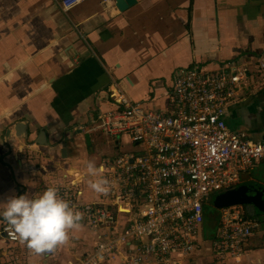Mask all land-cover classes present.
I'll use <instances>...</instances> for the list:
<instances>
[{"label":"crops","instance_id":"crops-1","mask_svg":"<svg viewBox=\"0 0 264 264\" xmlns=\"http://www.w3.org/2000/svg\"><path fill=\"white\" fill-rule=\"evenodd\" d=\"M63 1L0 0V202L12 195L36 198L48 187L61 189L75 181L68 173L77 170L85 176L83 189L77 187L80 202L112 208L108 194L104 201L102 194L88 188L93 177L88 178L80 160L83 140L87 144L89 135L91 144L94 130L86 129L82 137L77 127L97 109H110L116 88L163 116L177 112L174 81L181 71L220 76L236 67L247 80L253 76L263 81L256 90L241 95L232 111L249 105L254 95L264 91V69L258 64L264 56V0H88L68 12ZM257 67L259 71H254ZM230 114L228 126L233 125ZM19 121L28 123L29 145L35 144L33 154L41 155L37 161L27 157L26 148L14 156L4 142L7 131ZM234 125L236 132H245L251 140L264 138V130L252 135ZM41 132L46 138H40ZM38 140L47 146H38ZM7 141L18 139L11 135ZM100 165L107 169L111 163ZM255 176L243 175L239 185L264 186ZM142 206L141 200L134 199L120 211L112 209L115 226H105L98 234L83 224L70 232L69 242L52 258L9 243L3 234L6 223L0 222V264H82L99 242L119 236ZM240 207L246 219L259 223L245 244L242 260H216L217 234L205 235V208L196 252L185 264H264L262 216ZM136 254L133 251L128 257ZM121 257L126 260L125 254Z\"/></svg>","mask_w":264,"mask_h":264},{"label":"built area","instance_id":"built-area-1","mask_svg":"<svg viewBox=\"0 0 264 264\" xmlns=\"http://www.w3.org/2000/svg\"><path fill=\"white\" fill-rule=\"evenodd\" d=\"M87 1L64 0L62 7L68 12ZM258 64L264 69V56ZM247 79L236 67L220 76L181 71L174 81L178 107L173 116L148 109L116 88L111 108L97 109L86 124L77 127L83 133L88 126L99 125L107 137L126 136L140 150L104 168L112 208L81 203L78 186L72 187L71 182L58 189L83 214L82 225L89 224L98 234L105 226H115L112 209L120 211L134 199L143 203L122 233L99 242L82 264H185L194 256L212 198L233 190L243 175H258L264 167V138L255 141L243 131L232 132L227 122V111L238 103V92ZM25 148L32 150L36 145ZM258 228V222L246 219L242 207L220 209L213 244L216 260L239 263L246 254V242ZM3 234L9 243L21 244L7 224ZM133 251L137 254L128 257ZM56 252L44 255L52 258Z\"/></svg>","mask_w":264,"mask_h":264},{"label":"clouds","instance_id":"clouds-1","mask_svg":"<svg viewBox=\"0 0 264 264\" xmlns=\"http://www.w3.org/2000/svg\"><path fill=\"white\" fill-rule=\"evenodd\" d=\"M93 179L88 188L97 194L107 195L109 180L104 168L93 160L85 165ZM83 214L63 199L55 187H48L36 198L12 195L0 202V222L6 223L22 245L30 252L44 255L55 252L70 240V232L82 227Z\"/></svg>","mask_w":264,"mask_h":264},{"label":"water","instance_id":"water-1","mask_svg":"<svg viewBox=\"0 0 264 264\" xmlns=\"http://www.w3.org/2000/svg\"><path fill=\"white\" fill-rule=\"evenodd\" d=\"M252 99V98H251ZM254 101L242 108L235 109L231 112L230 124L241 125L242 130H247L254 135L264 130V91L254 95ZM82 134V132H78ZM11 135H15L18 141L16 143L7 141ZM40 138H46V134L41 132ZM85 139L90 144L89 135ZM30 132L26 121H19L12 125L5 135L4 142L13 150L14 156L23 153L24 147L29 146ZM38 146H47V143L40 140L36 141ZM72 187L77 185L72 181ZM214 206L222 209L235 206H253L264 213V186L257 183H243L231 191L219 193L212 198Z\"/></svg>","mask_w":264,"mask_h":264},{"label":"rangeland","instance_id":"rangeland-1","mask_svg":"<svg viewBox=\"0 0 264 264\" xmlns=\"http://www.w3.org/2000/svg\"><path fill=\"white\" fill-rule=\"evenodd\" d=\"M11 56V54H10ZM259 67L255 69L254 71H259ZM264 71V70H262ZM256 78L251 76L250 80L243 81L241 86H242V91L238 92V96L241 95H246L249 93L251 90H256L259 88V85L263 81H255ZM237 125H230L229 128L231 131L236 132L237 131ZM90 130H94L92 134V143L91 144H86L85 141L83 140V157H81L82 164L85 166L86 162L88 160H93L97 167L100 166H106L112 162H114L117 158H119L122 155L125 154H132V153H140L139 148L133 144L130 139H128L126 136H121L119 139L117 138H110L107 137L103 132L100 130L99 125L93 126V127H87V132ZM86 132V131H85ZM82 137L85 135V133H82ZM81 137V138H82ZM255 140L259 137L254 136ZM83 139V138H82ZM34 150H28V156L31 157L33 160L37 161L41 157V155L33 154ZM27 160L26 158H23V161L25 162ZM62 164V162H60ZM64 168V166H62ZM34 169L36 172H41L40 167H38L37 164L34 165ZM60 173H63V169L59 170ZM256 180L258 182L264 183V167L260 168V173L255 176ZM59 180H61L58 177ZM109 195V193H108ZM107 195H103L104 201H107ZM214 202L212 201L210 205L206 207V223H205V235L213 237L216 232V227L217 223L220 217V210L219 208L213 207ZM247 211L254 212L256 215L259 217L261 216V212L257 209H254L253 207L246 206ZM261 222L263 223V228L261 229L260 233L263 235L264 234V218L260 217Z\"/></svg>","mask_w":264,"mask_h":264},{"label":"bare ground","instance_id":"bare-ground-1","mask_svg":"<svg viewBox=\"0 0 264 264\" xmlns=\"http://www.w3.org/2000/svg\"><path fill=\"white\" fill-rule=\"evenodd\" d=\"M68 176L70 177V179L76 180L77 182V186L82 190L84 187V181H85V176H83L79 171L77 170H71L68 173ZM88 178H91L88 175Z\"/></svg>","mask_w":264,"mask_h":264},{"label":"flooded vegetation","instance_id":"flooded-vegetation-1","mask_svg":"<svg viewBox=\"0 0 264 264\" xmlns=\"http://www.w3.org/2000/svg\"><path fill=\"white\" fill-rule=\"evenodd\" d=\"M230 109L227 111V115H229L232 112V110H230Z\"/></svg>","mask_w":264,"mask_h":264},{"label":"trees","instance_id":"trees-1","mask_svg":"<svg viewBox=\"0 0 264 264\" xmlns=\"http://www.w3.org/2000/svg\"><path fill=\"white\" fill-rule=\"evenodd\" d=\"M211 202H212V200H211ZM209 204H210V203H209ZM213 206H214V205H213ZM261 216L264 217V213L261 212ZM204 221H205V220H204Z\"/></svg>","mask_w":264,"mask_h":264}]
</instances>
